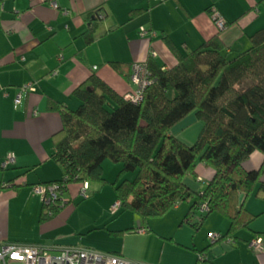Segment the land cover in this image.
<instances>
[{"label": "crops", "instance_id": "obj_1", "mask_svg": "<svg viewBox=\"0 0 264 264\" xmlns=\"http://www.w3.org/2000/svg\"><path fill=\"white\" fill-rule=\"evenodd\" d=\"M211 6L228 22L221 38L229 52L248 48L250 35L264 27V0H0V242L51 249L105 248L103 253L132 261L144 259L142 251L147 250L141 242L129 247L125 241L121 245L112 242L114 236L126 240L137 235L154 244L166 245L170 241L171 247L182 252L179 261L159 258L161 264H201L199 255L203 252L214 264H264V249L255 250L250 245L256 236L264 238V199L254 194L245 202L246 209L257 215L252 224L232 237L213 241L210 234H226L230 221L213 212L195 230L192 224L199 223L203 214L199 209L189 221H183L193 200L177 203L165 216L150 219L148 224L133 214V222L122 225L127 212H112L117 198L111 191L103 208L111 219L90 222L78 214L83 207L79 203L85 199L80 193L83 183L73 182L63 194L59 212L40 220L43 202L33 189L36 184L59 180L64 174L62 166L53 159L52 135L62 127L55 103L76 109L80 100L73 92L93 74L122 96L134 91L137 86L130 74L135 62H146L155 51L159 64L170 68L177 63L165 37L182 53H188L219 32L208 11ZM137 9L142 11L132 16L130 12ZM99 10L106 14L104 20L96 17ZM94 25L96 33L114 25L118 28L87 44L84 34ZM142 26L154 34L141 36ZM114 61L124 67L117 70L111 64ZM28 83H33L36 90L25 93L17 105L15 98L20 87ZM183 121L171 133L192 144L198 137L186 135ZM10 154L14 161L4 166ZM263 161L264 154L255 151L244 167L258 169ZM121 168L120 163L104 161L107 183L116 180ZM213 176L212 168L198 162L195 180L189 176L187 182L201 192ZM261 179L264 181V173ZM107 183L89 182L90 196L103 194ZM95 200L94 197L91 201ZM81 220L87 222L83 224ZM140 228L144 231L139 232ZM76 233H96L101 241L77 243L73 239ZM108 242L114 246L108 247Z\"/></svg>", "mask_w": 264, "mask_h": 264}, {"label": "trees", "instance_id": "obj_2", "mask_svg": "<svg viewBox=\"0 0 264 264\" xmlns=\"http://www.w3.org/2000/svg\"><path fill=\"white\" fill-rule=\"evenodd\" d=\"M208 11L212 16L216 12L213 6ZM116 28L96 33L94 25L84 34L85 42L91 44ZM221 32L188 53L165 37L177 63L167 68L149 55L151 83L139 103L118 94L96 74L75 88L80 100L76 109L56 102L62 127L52 135L53 159L64 174L43 183H58L63 193L73 182L107 183L103 163L110 160L122 165L111 183L120 212L131 211L148 224L177 203L193 200L183 221H189L201 203L209 207L200 222L192 224L196 230L213 212L229 219V237L248 227L257 215L246 209V200L251 194L264 199V161L258 169L244 167L253 152L264 154V27L251 34L250 46L240 51L229 52ZM111 64L117 70L124 67L117 61ZM191 112L203 128L189 144L171 130ZM198 162L214 170L201 192L187 182V177H196ZM62 206L61 199L43 203L40 220ZM203 264L214 263L204 258Z\"/></svg>", "mask_w": 264, "mask_h": 264}, {"label": "built area", "instance_id": "obj_3", "mask_svg": "<svg viewBox=\"0 0 264 264\" xmlns=\"http://www.w3.org/2000/svg\"><path fill=\"white\" fill-rule=\"evenodd\" d=\"M46 1V0H41ZM52 6L57 7V3L50 2ZM96 17L103 20L106 17L104 12H97ZM213 18L218 29H224L227 24V20L221 16L217 11L213 14ZM141 36L153 35L154 33L149 31L146 27L142 26L140 31ZM152 56H156L155 51L151 52ZM130 80L136 84V89L132 92L125 94V98L135 103H139L143 98V91L145 87L151 83L149 77V71L147 68V62H135L132 65V71L130 74ZM36 90L33 83H28L21 86L16 98L15 103L17 105L22 103L23 96L28 91ZM14 161L12 154L8 155L3 165L6 166ZM34 192L41 196L42 202L45 204H51L58 199L63 202V189L58 183L51 184H36L34 186ZM89 182H83L81 188V195L84 198L90 196ZM121 202L117 200L112 206V212L119 211ZM199 210L205 213L209 210L207 202L201 203ZM139 232H143L144 229L140 228ZM222 235L220 233H211L210 238L213 241L220 239ZM250 245L255 250L264 249V238L262 236H256L250 242ZM205 254L199 255V260L203 264ZM0 264H138L123 256L115 255L111 253H100L89 248L81 247H62L57 249H51L40 245H28L19 242H0Z\"/></svg>", "mask_w": 264, "mask_h": 264}, {"label": "rangeland", "instance_id": "obj_4", "mask_svg": "<svg viewBox=\"0 0 264 264\" xmlns=\"http://www.w3.org/2000/svg\"><path fill=\"white\" fill-rule=\"evenodd\" d=\"M183 123H184L185 130H186L185 133H186V135H188V137H196L194 135H197V137H198V135L200 134V132L203 128V123L201 120H199L197 118L195 112H191L187 117H185ZM179 126H181V125H179ZM176 130H178V127H176ZM109 162H112V161L109 160ZM112 163H114V162H112ZM114 164H117V163H114ZM191 180H195L194 177H192ZM92 183L95 184L98 182H92ZM106 187L108 189H105L103 194L98 195L97 197H96V193H97L96 192L94 194V196L92 195V197L89 196L88 198H85V199L81 198L82 200L80 199L81 201H80L79 205L83 206L82 209L80 210V212L78 213V214H80V216H79L80 218L86 219L90 222H93L94 220L99 221V223H102V221L105 220L107 217H109L111 219V217L109 215L110 213L107 210L105 211L103 208L108 203V198H109L110 192L112 191L115 193V190L110 183H107ZM94 197L96 200L91 201ZM41 202H42V200H41ZM104 211H105V215L102 216ZM126 212L127 213H126L125 217L122 218V220H123L122 225H125V224L130 225V223L133 222L131 217L134 213L131 211H126ZM135 215H137V214H135ZM103 217H105V218H103ZM81 221L83 224L87 222V221L84 222L83 220H81ZM221 235H222V237L227 236L226 234H221ZM114 237H115V239H114L115 241L112 240L113 241L112 243L114 245H117V244L121 245L124 241L127 242L128 247L130 245H133L134 242H141L143 244V246L145 247L143 249L147 250V251H142V257H144V259L141 258V259H133L132 260L138 264H161L158 261L159 258H161L164 261L169 260V261H175V262L182 259V252L178 251V249H175V247H171L170 244H172V243L170 241H168L166 245L165 244L163 245V244L151 243L148 239L137 236V235H132V236L128 237L126 240L123 239V236H119V237L114 236ZM73 239L77 243L80 240L83 241L82 243H86V242L91 241V240L101 241V238L98 235H96V233H92V234L76 233V235H74ZM112 243L108 242L107 243L108 247L114 246ZM77 246H79V245H77ZM146 247H147V249H146ZM96 250L100 251L102 253L105 252V248H96ZM203 253H205V252H203Z\"/></svg>", "mask_w": 264, "mask_h": 264}]
</instances>
